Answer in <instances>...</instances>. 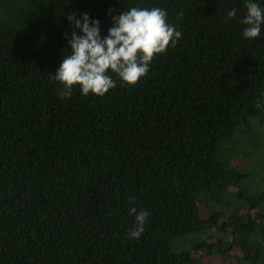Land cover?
<instances>
[{
	"label": "trees",
	"instance_id": "1",
	"mask_svg": "<svg viewBox=\"0 0 264 264\" xmlns=\"http://www.w3.org/2000/svg\"><path fill=\"white\" fill-rule=\"evenodd\" d=\"M136 6L167 11L176 47L134 86L109 70L104 96L74 85L61 98L54 73L83 34L68 14L98 19L104 37ZM246 14V0H0V264H202L194 252L229 258L233 245L238 264H264V212H240L264 207V191L228 166L240 155L264 174L239 141L264 128V24L245 38Z\"/></svg>",
	"mask_w": 264,
	"mask_h": 264
},
{
	"label": "clouds",
	"instance_id": "2",
	"mask_svg": "<svg viewBox=\"0 0 264 264\" xmlns=\"http://www.w3.org/2000/svg\"><path fill=\"white\" fill-rule=\"evenodd\" d=\"M246 8L247 14L242 23L247 27L243 36L258 38L264 24V8L254 0H246ZM236 14L237 10L231 9L225 22ZM67 18L83 34L72 32L68 41L71 52L64 56L54 73V79L64 85L59 92L61 98L71 97L74 85H80L84 95L104 96L117 86L108 74L109 70L127 85L134 86L148 73L154 56L166 53L169 46L176 47L182 39V32L168 22L167 11L160 7L149 9L136 6L113 16L114 26L104 37L101 36L100 21L92 20L87 13L82 14L80 19L75 13L68 14ZM261 101H264V94ZM261 101L255 107L264 111ZM131 212L137 213V209L132 208ZM148 216L147 211L136 214L134 228L128 234L130 238H140Z\"/></svg>",
	"mask_w": 264,
	"mask_h": 264
},
{
	"label": "rangeland",
	"instance_id": "3",
	"mask_svg": "<svg viewBox=\"0 0 264 264\" xmlns=\"http://www.w3.org/2000/svg\"><path fill=\"white\" fill-rule=\"evenodd\" d=\"M259 127H254L249 130H245L246 133L239 135V141L240 143L246 145L249 149L253 150L255 152V155L260 158V162L263 161L264 165V151L261 150L259 147V141L262 140L260 135L262 132L264 133V128L261 129ZM228 166L234 169H240L243 171L244 175V182L249 184L250 187V193L251 194H257L261 191H264V174H263V166L260 164H253L249 165L248 161L243 156H236L232 157L228 161ZM247 172V173H246ZM245 174L248 176L246 177ZM256 174V177L253 178V176ZM251 176V177H250ZM237 189L236 187H232L228 190L227 194L225 195V203H219V208H222L223 211L226 213H230V210L233 206L231 204L238 205L239 199L238 196H236ZM228 204V205H227ZM223 205V206H222ZM218 208V207H217ZM218 208V209H219ZM200 209L204 216H207V210L203 204L200 203ZM260 211L264 212V207H258L257 209L248 210L246 208H241L240 212L241 214L251 213L253 216H256L257 213ZM224 220H221V224ZM261 228L264 229V222L261 224ZM198 239L205 238V235L203 233L197 235ZM195 236V237H197ZM190 236L183 239V242L188 241ZM239 253V248L236 245L231 246L230 254L231 257L229 258H223L219 254L214 255H202L201 253L194 252V256H196L197 262L202 264H238V262L235 260L234 257H232L234 254Z\"/></svg>",
	"mask_w": 264,
	"mask_h": 264
}]
</instances>
